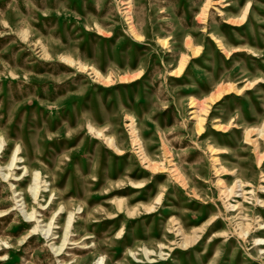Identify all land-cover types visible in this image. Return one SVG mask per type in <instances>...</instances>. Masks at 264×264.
Listing matches in <instances>:
<instances>
[{"label":"rangeland","instance_id":"obj_1","mask_svg":"<svg viewBox=\"0 0 264 264\" xmlns=\"http://www.w3.org/2000/svg\"><path fill=\"white\" fill-rule=\"evenodd\" d=\"M0 139V264H264V0H0Z\"/></svg>","mask_w":264,"mask_h":264},{"label":"bare ground","instance_id":"obj_2","mask_svg":"<svg viewBox=\"0 0 264 264\" xmlns=\"http://www.w3.org/2000/svg\"><path fill=\"white\" fill-rule=\"evenodd\" d=\"M111 140V139H110ZM2 142H1V139H0V144H1ZM16 152H17V149L15 150V152H14V154H13V158H12V162H11V164H10V166L13 164V161L16 159ZM240 186H242V185H240ZM36 186H35V198H36ZM232 192V190L231 191H228V194L227 195H229L230 193ZM29 217L30 218H33L34 217V215L32 214V213H30L29 214ZM68 221H70V218H69V220ZM212 221H214V220H212ZM249 232V230H248V228H245V229H243L242 230V234L243 235H245V234H247ZM120 233H121V231H120ZM187 238V236H185V239ZM258 242H262V243H264V241L263 240H259ZM184 247H186L187 245H188V240L186 239L185 241H184V244H182Z\"/></svg>","mask_w":264,"mask_h":264}]
</instances>
